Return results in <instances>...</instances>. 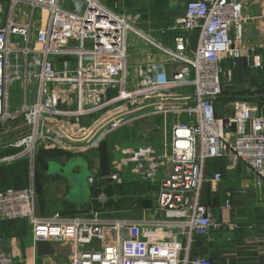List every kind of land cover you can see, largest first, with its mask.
<instances>
[{
	"label": "built area",
	"instance_id": "1",
	"mask_svg": "<svg viewBox=\"0 0 264 264\" xmlns=\"http://www.w3.org/2000/svg\"><path fill=\"white\" fill-rule=\"evenodd\" d=\"M122 1L0 0V125L17 121L9 128L21 127L0 145V152L7 151L0 166L26 161L30 168L25 187L0 189V219L25 221L34 244H70L66 264H210L188 256L192 236L235 224L215 218L200 200L205 162L227 156L245 165L256 186L264 183V114L256 103L235 99L226 131L209 99L222 94V60L242 54L248 18L241 0H190L166 26L143 30L140 15L120 11ZM169 31H179L173 48L161 46ZM193 31L197 43L190 47L187 34ZM129 33L171 55L170 73L135 67L133 85ZM253 64L260 66L257 55ZM11 89L20 90L19 101ZM155 116L161 117L160 145L146 137L115 143L113 171L104 177L149 184L158 178L151 207L114 211L103 206L107 197L100 192L99 207H77L73 215L37 212L32 166L40 146L79 155L97 149L117 130ZM94 174L95 169L89 185ZM220 177L216 172L211 181ZM229 206L225 201L226 210ZM15 260L0 241V264Z\"/></svg>",
	"mask_w": 264,
	"mask_h": 264
},
{
	"label": "crops",
	"instance_id": "2",
	"mask_svg": "<svg viewBox=\"0 0 264 264\" xmlns=\"http://www.w3.org/2000/svg\"><path fill=\"white\" fill-rule=\"evenodd\" d=\"M241 2L242 13L248 18L243 24L242 40L239 43L242 54L235 58L222 60L220 75L222 94L213 100L215 116L222 119L224 124L232 112L230 101L235 99H246L256 103L260 113L264 114V0H241ZM165 9L163 7L160 10L161 16L159 13H154L157 17L154 20L145 15L142 21L138 22V25L142 24V26L138 27L149 30L166 26L172 18L166 14ZM180 12L181 16L183 11ZM161 18L163 21L156 22ZM177 34L179 31H169L165 37H161L163 43L161 46L173 48L175 45L173 38ZM187 37L189 46L195 47L197 31L187 34ZM127 40L129 79L133 85L135 67H154L157 71L163 69L165 73H170L174 68V59L162 47L132 33L128 34ZM255 55L260 61L258 67L253 64ZM14 123L17 124V121ZM14 123L0 125V145L8 136L18 133L21 129V127L9 128ZM224 127L227 131V126L224 125ZM5 128L9 129L3 132ZM132 128L131 126L130 129ZM230 135L231 132L226 133V136L230 137ZM137 138L136 132L135 138L128 141L134 142ZM4 153L7 151L0 152V155ZM13 164L8 165L0 185L13 188L25 187L29 181L26 165L23 162ZM113 165V159H110V166L113 167ZM92 170L94 172V168ZM216 172H220V180L212 182L211 178ZM40 177L58 186L64 185L66 190L68 188L64 177L57 172H50V169H46ZM49 182L44 184V194L40 193L43 196L40 197L39 194L37 197L38 213L42 204L54 203L58 211L70 209L65 205L64 197L58 199L56 194L55 196L46 194V186L50 184ZM156 192L157 189L155 194ZM200 200L215 218L230 220L235 227L225 225L218 230H211L207 236L193 235L188 256L190 258L202 256L207 258L210 264H264V183L259 187L256 186L252 175L242 162H232L227 156L208 159L204 167ZM225 201L230 202L229 210L224 207ZM0 241L4 248L16 256L14 264H32V262L34 264H66L71 257L70 244L49 240L34 244L29 226L23 220L0 219Z\"/></svg>",
	"mask_w": 264,
	"mask_h": 264
},
{
	"label": "rangeland",
	"instance_id": "3",
	"mask_svg": "<svg viewBox=\"0 0 264 264\" xmlns=\"http://www.w3.org/2000/svg\"><path fill=\"white\" fill-rule=\"evenodd\" d=\"M190 1V0H132L130 3L125 4L124 0L122 1V3L120 4V11L128 16H133V15H140V13L142 14V12H146V16L149 17V19L154 20L157 17L154 16V13H159L161 12L160 10L165 7L166 9L168 8L166 14L169 15L172 19L168 22H171L172 20H174L175 18L180 16V11H183L185 4ZM7 5L4 4V12L7 13ZM43 15H45L43 13ZM159 15L161 16V14L159 13ZM35 16L37 17V10L35 12ZM142 19V17L140 16V20ZM142 21V20H141ZM163 21V18L157 20L156 22H161ZM138 26H142V24H139ZM19 91L18 89H11V93L14 95L15 99L17 101H19ZM232 103V101H230ZM231 115V114H229ZM228 115V116H229ZM157 118H159V120L161 119L160 116H155L154 119L157 120ZM185 116L182 115V119H184ZM148 118L146 119H142L139 122L135 123L133 128L135 133L129 129L128 130H124L125 136L124 139H131V138H135L136 136V132H137V136L139 137V133L142 131V134L140 135V137L138 139H136L134 142L136 141H140L142 138L146 137V140H150V141H154V145L159 146L160 143L162 142L163 138L160 136V133L157 131L156 127L160 126V124H156L155 120L152 119L151 121H147ZM173 119H169V121H172ZM225 125L227 126V123H225ZM169 128V125L168 127ZM139 131V132H138ZM117 136H120V132L116 133ZM131 134V135H129ZM162 146V145H161ZM111 146L108 147V152L109 154H111ZM41 149H54L48 145H46V148H44L43 146H40L37 151H36V155H35V159H34V163H33V175L36 176L37 172L38 175H40L41 173V168L38 166V161L39 160V151ZM91 150H96V148H92ZM90 150V151H91ZM81 155L75 154L74 156L70 157L68 160L65 161L64 164L58 162V161H54L50 163V172L54 171L57 172L58 174H60L61 176L64 177V179L67 181H69L70 183V188L68 185V188L66 190V186H58L55 183L53 184V182H49L46 187V194H49L50 196H56L58 199H63V197L66 200V206L70 209L68 210H72L74 208V206H70V204H73L72 202H74L75 205H80L81 203L84 202H88L90 199V194H89V184H88V177L93 175V170L88 166V164L86 163V160L82 157ZM15 163V162H14ZM8 165H14L13 163L10 164H6L4 165V167L8 166ZM24 165H26V169L30 170L27 162H24ZM95 168V167H93ZM158 178L155 179L153 181L152 184V189L150 194H148L149 198H151L152 200H154L155 198V191H156V185L158 186L157 182H158ZM45 189V186H44ZM150 192V190H147ZM60 192V193H58ZM154 192V193H153ZM60 194V195H59ZM72 202H71V201ZM69 203V204H68ZM70 206V207H69ZM39 207V206H38ZM66 210V209H65ZM55 211H58L56 205L54 203L51 204H42L40 205V212L39 214H51ZM38 212V211H37Z\"/></svg>",
	"mask_w": 264,
	"mask_h": 264
},
{
	"label": "trees",
	"instance_id": "4",
	"mask_svg": "<svg viewBox=\"0 0 264 264\" xmlns=\"http://www.w3.org/2000/svg\"><path fill=\"white\" fill-rule=\"evenodd\" d=\"M132 0H125L124 3H130ZM168 10L165 9V12ZM146 15V12L140 13L141 17H144ZM155 122L160 123L161 119L157 118L155 119ZM130 128H121L117 130L116 132L110 134L107 139L100 143L99 147L96 150H89L85 151L81 154V156L88 162V166L93 169L95 167V182L92 185H89V194L90 199L88 202H85L84 205H75L71 204V206L74 208L72 210H65V211H59L60 213L64 215H73L78 212L77 207H80L82 209H87L89 207H99L101 206V203H99L96 200V196L103 192L107 200L103 204L104 207L108 209H112L114 211H120L122 209H134L137 213H139L142 209L149 208L153 205L154 200L149 198L148 194L152 193V184H149L148 182L144 181H134L130 179H126L122 181L121 183H114L110 179L104 178L105 176L109 175L113 168L110 166V159H112L111 155L108 152V147L113 146L115 143L119 142H126L129 139H124L125 133L124 130L129 131ZM132 130V129H131ZM134 132V130H132ZM120 132V136H117L116 133ZM131 135V134H129ZM74 156L71 155L63 150L59 149H41L39 151V160L38 166L41 168V173H44L46 169H49V163L50 161H60V163H63L66 161L69 157ZM18 162H25V161H18ZM16 163V162H15ZM11 166V165H10ZM7 167H4V165L0 166V183L4 179ZM38 175V172L35 176V190L37 197L41 193L44 194V184L48 181L45 179H42ZM9 186H2L0 185V189L8 188ZM13 188V187H12ZM22 188V187H21ZM157 189V185H156ZM147 190H150L147 191ZM40 194V197L43 195ZM204 204V203H203ZM48 214V213H45ZM197 237V235H196Z\"/></svg>",
	"mask_w": 264,
	"mask_h": 264
},
{
	"label": "water",
	"instance_id": "5",
	"mask_svg": "<svg viewBox=\"0 0 264 264\" xmlns=\"http://www.w3.org/2000/svg\"><path fill=\"white\" fill-rule=\"evenodd\" d=\"M216 98H218V97H209V99H211V100H214V99H216ZM71 157H72V156H71ZM69 158H70V157H69ZM69 158H68V159H69ZM81 158H82V157H81ZM68 159H67V160H68ZM51 162H54V161H50V163H51ZM50 163H49V167H50ZM64 163H65V161H64L62 164H64ZM86 163L88 164L87 161H86ZM68 185H69V188H70V183H69V181H68ZM70 201H71V200H70ZM71 202H72V201H71ZM72 203L74 204V202H72ZM84 203H85V202H84ZM84 203H81L80 205H84ZM75 204H76V203H75ZM80 205H79V206H80Z\"/></svg>",
	"mask_w": 264,
	"mask_h": 264
}]
</instances>
